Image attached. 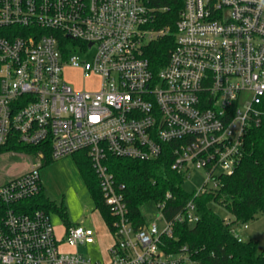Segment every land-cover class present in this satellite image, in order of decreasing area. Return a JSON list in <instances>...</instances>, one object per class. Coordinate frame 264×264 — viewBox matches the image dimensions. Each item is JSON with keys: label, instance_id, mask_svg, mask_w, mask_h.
Instances as JSON below:
<instances>
[{"label": "built area", "instance_id": "2783aa9c", "mask_svg": "<svg viewBox=\"0 0 264 264\" xmlns=\"http://www.w3.org/2000/svg\"><path fill=\"white\" fill-rule=\"evenodd\" d=\"M163 1L0 0V147L33 148L37 163L0 186V264H198L187 245L167 244L177 224L199 221L194 199L172 218L166 202L147 203L139 222L108 157L168 155L186 179L204 170L194 197L239 168L249 132L264 126V0H182L174 47L157 71L146 52L170 33L158 27ZM67 66L98 75L99 89L73 87ZM78 152L108 209L102 261L80 250L95 244L97 228L64 221L58 233L49 211L29 204L44 190L43 162ZM147 206L163 229L147 221Z\"/></svg>", "mask_w": 264, "mask_h": 264}, {"label": "trees", "instance_id": "16d2710c", "mask_svg": "<svg viewBox=\"0 0 264 264\" xmlns=\"http://www.w3.org/2000/svg\"><path fill=\"white\" fill-rule=\"evenodd\" d=\"M168 10L159 14L158 27L170 26V33L153 42L146 55L155 70L168 62L175 43V23L182 10V0H164ZM13 146H2L0 152L10 151ZM18 150L33 152L35 149L17 146ZM79 171L92 194L96 207L104 218L108 209L104 204L98 177L86 152L74 154ZM79 157V158H77ZM54 161L47 158L42 166ZM110 170L117 180L126 186V200L132 215L144 221L142 206L151 202H166L165 214L172 218L183 206L194 199L199 221L194 225L177 224L175 236L167 239L169 251L175 252L187 245L192 258L198 264H264V251L258 252L253 240H239L234 225H246L264 215V126L253 129L247 136L245 156L239 168L220 178L219 187L194 197V192L184 188L185 175L171 167L168 155L154 161L108 157ZM41 166V167H42ZM168 194L171 196L168 197ZM217 203L233 216L232 223L222 219L210 204ZM31 209H56L57 205L43 192L29 201ZM69 222L64 209L60 210Z\"/></svg>", "mask_w": 264, "mask_h": 264}, {"label": "rangeland", "instance_id": "374dc122", "mask_svg": "<svg viewBox=\"0 0 264 264\" xmlns=\"http://www.w3.org/2000/svg\"><path fill=\"white\" fill-rule=\"evenodd\" d=\"M65 80L78 90H97L101 83V78L98 75H86L71 66H67L65 69ZM36 164V158L23 150L0 152V186L31 171ZM39 170L44 194L58 207L57 210L49 209L52 223L57 232L61 233L64 226L65 220L60 213L62 209L67 213L69 222L97 228L98 237L95 244L83 246L80 250L88 258L102 261L107 248L112 244V239L79 171L76 158L67 156L51 161ZM205 179L204 170L194 169L191 176L185 180L184 188L189 192H194L202 187ZM210 206L222 219L230 223L234 221V216L226 208L214 202ZM145 210L149 223L155 221L159 230L165 227L164 220L159 216L160 214L154 206H147ZM234 227L239 231L243 240H253L257 244L258 252L264 251L263 214H259L257 219L246 225L236 224Z\"/></svg>", "mask_w": 264, "mask_h": 264}, {"label": "crops", "instance_id": "0c3cea01", "mask_svg": "<svg viewBox=\"0 0 264 264\" xmlns=\"http://www.w3.org/2000/svg\"><path fill=\"white\" fill-rule=\"evenodd\" d=\"M71 223V222H70Z\"/></svg>", "mask_w": 264, "mask_h": 264}]
</instances>
